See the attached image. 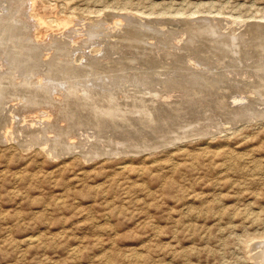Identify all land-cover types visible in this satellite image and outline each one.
<instances>
[{
  "label": "rangeland",
  "instance_id": "1",
  "mask_svg": "<svg viewBox=\"0 0 264 264\" xmlns=\"http://www.w3.org/2000/svg\"><path fill=\"white\" fill-rule=\"evenodd\" d=\"M6 1L0 0V7H7L6 14L0 12V61L3 53L17 62L50 53L47 59L55 64L77 60L97 45L104 52L96 55L108 62L97 71L112 76L138 71L153 80H174L163 83L162 91L158 86L165 96L177 90L184 94L176 81L197 63L205 75H223L224 93L239 83L241 90L251 89L246 96L257 100L252 110L244 105V112L234 114L225 106V119L215 115L213 101L205 112L215 119L203 133L87 160L77 149L51 157L34 139L0 137V264H256L255 244L264 241V0H36L44 11L32 0H23L25 5ZM30 12L53 23L51 32H44L43 37L52 35L47 42L29 49L26 45L37 41L34 35L29 42L24 39L27 43L18 35L11 40L10 28L20 30L4 21L16 16L18 29L37 33L27 19ZM119 15L125 17L122 24ZM65 17L63 26L60 18ZM89 28L100 29L97 39L86 36ZM150 119L137 122L161 134L163 128ZM170 127L163 131L166 136L174 130Z\"/></svg>",
  "mask_w": 264,
  "mask_h": 264
},
{
  "label": "bare ground",
  "instance_id": "2",
  "mask_svg": "<svg viewBox=\"0 0 264 264\" xmlns=\"http://www.w3.org/2000/svg\"><path fill=\"white\" fill-rule=\"evenodd\" d=\"M8 1L9 2L6 1L7 5H10L11 1L10 0H8ZM17 1H19V0H17ZM1 2H2V0H1ZM2 3H1V5H2ZM37 3L38 2H36V0H32V5H34L37 9L39 8V11H44L45 9L43 10V8L39 7L37 5ZM19 4L25 5L26 3L23 0H20ZM32 5H31V7H32ZM3 6L0 7L1 13L5 12V9L7 8V7H5V6L3 7ZM45 6H47V5H45ZM8 9H9V7H8ZM31 10H34V9H31ZM48 10H49V8H48ZM50 10H51V8H50ZM13 11H15V10H13ZM11 12H12V9H11ZM21 12H22V10H21ZM14 13L15 12H13V14ZM46 13H48V12H46ZM49 13H51V12H49ZM3 14H6V13H3ZM182 14L183 13H181V15ZM35 15H36V13H35ZM13 17H14V15H13ZM14 18H16V16ZM14 18H13V20H5V21L3 20V21L6 23L8 21L9 22L11 21V22H13V24L18 26L16 24ZM17 18H19V17H17ZM66 18H68V17L60 18L61 24L63 26L68 24V21ZM145 18H146V16H145ZM27 19L28 20L30 19L29 21H31L34 24V26H36L37 33L36 32L34 33L33 31L31 33H30V31L26 32L25 30H22L23 28L20 27L21 29H18L19 27L17 28L15 26V28H14L15 30H17V31L20 30L19 32H17L18 33L17 34V33H14V31H11L13 29L9 27L10 32H8V34H7L9 36V39L12 40V37H14L15 35H18L20 41L21 40L24 41V39H27L29 36L34 35L35 40H37L35 42L32 41L34 44L36 42L39 44H40V42H43V41L47 42V39H48L47 37L49 35H51V33L46 34V36L43 37L44 32H46L50 29L49 23H53V21L48 22L41 15H36V17L32 18L31 12L29 13V16L27 14ZM124 19H125L124 16L119 15V18H117V22L119 24H122V22L125 21ZM50 20H52V19H50ZM114 21H116V20H114ZM114 23H116V22H113V24ZM56 24H58V22ZM73 24H75V23H73ZM206 25H208V24H206ZM90 26H92V25H90ZM116 26L117 25H115V27ZM12 27H14V26H12ZM2 29H0V33L3 32ZM210 29H212V28H210ZM4 30H5V32H7L9 29L5 28ZM82 30H85V29L82 28ZM99 30L89 28V30H86L87 31L86 36L89 39H90V37L96 38V36H98ZM59 31H60V29H59ZM135 32H137V31H135ZM139 34H140V32H139ZM101 35L103 36V34H101ZM107 35H108V33H107ZM15 37H17V36H15ZM45 38H47V39H45ZM94 38H93V40H94ZM14 39H16V38H14ZM11 40L8 41L9 45H10ZM98 40H99V38H98ZM29 41H31V37L28 38V42ZM24 42H26V40ZM11 43H12V41H11ZM31 43L30 44L28 43L29 45H26L29 47V49L33 46L37 47L36 44L33 45ZM59 44H61V43H59ZM92 44L94 45V43H91V45ZM3 45H0V49L3 48L2 47ZM19 45H16V46H19ZM44 46H45V43H44ZM148 46H150V45H148ZM24 47H25V45H24ZM101 47L96 45V46H92L91 48H87L88 52L90 54L79 53L77 55V60L76 59L75 60L73 59V61H70V59L69 60L62 59L60 61L58 60V62H55V64H56V66L57 65L60 67L62 66L61 70H57L55 68L56 67L55 64H52L50 62L53 60L47 59V55L50 54L49 52H48L49 54H47L44 59H40V54L38 53V51L36 52V49H35V51L33 49V51H34L33 52L31 49V53H38V55L36 54L35 59H33V60H29V61H25V62L23 61L24 63L23 62H17L16 58H15L16 60L15 59L13 60V58L11 56H9L6 53L5 54L3 53L2 60L0 61V107L4 104H6V107L4 106L5 112H3V111H2V113L0 112V137H1V139L3 138L5 140V139H7V137H9L10 139H13V137L17 138V137H21V136L23 138L28 137V139H27L28 141H31V139H34V140H36L37 143H39L41 145V148L43 150L48 152L49 156H51V157H57L60 154L70 153L72 150L75 151V149H77L80 152V155L82 157H84L86 160L93 158V157H96V156L99 157V156L105 155V154H108V155L113 154L114 155V154H120L123 152L135 153V152H141V151H144L146 149H149V148H151L150 146L158 147L162 144H166L169 142L171 143L174 140H176L177 138H186V137H188V135L189 136L195 135V134H199L200 132L203 133L204 129H206V128L209 129L206 124L207 123L213 124L214 119H215V118L212 119V115L210 116V114L208 115L205 112V110L209 106H211L213 101H214L213 104H216L215 106L219 110L215 109L214 108L215 106H211V109L213 107V110L215 111L216 116H218L217 113H219V115L222 118H224L226 116L225 115L226 113H224L225 111H229V112L232 111L234 114V112H236V111L243 110L242 107H244V105L247 108L253 107V105L255 104L254 102L257 100L256 99L253 101L252 97L250 98L249 95L246 96L245 93L251 92L250 91L251 89H247L248 91H246L245 87H243L241 90L239 88L238 82H235V83H238L237 85L235 84L236 86H238L237 88L230 89L229 87H231L232 85L231 86L228 85L229 87L228 86L227 87L229 88V91L227 94L224 93L223 92L224 86H222L223 85L222 83H225V81L222 78L223 75L221 76V74H218L215 71L214 72L212 71L213 72V74L211 73L212 75H205V72L203 71V69L200 70L199 68L195 67V65L197 63H195L194 61H192L195 63V64L193 63L194 65H192L194 67L191 66L192 69L188 70V68L186 67L187 70H186V68L184 70L185 74H183V76L179 79L177 77L178 81H176V82H177V84L183 85L180 88H182V90L185 91L184 94L182 92H181L182 94H180V93L178 94V90H177V93H175L174 96H172V93H171V96H168V95L165 96L166 91H164L160 94L158 92V88H159L158 86L162 85L163 83L165 85H166V83L171 84L174 80L173 81L171 79L166 80V78H162V77L159 79L155 78L157 80H153L154 78L153 79L150 78L151 74L147 76L146 72H141L140 75H137L138 71L135 74L131 73L129 70H128L129 72L128 71L124 72V70L122 72L118 71V72H120V74H122L121 76H112L110 73H106L108 70L106 71L104 69L103 70L100 69L99 71H97L98 67L103 63H104L103 67L108 66V62H106L107 59L105 61H103L105 58L102 56V54L96 55V53L103 50ZM25 48H27V47H25ZM77 48H75L76 51H77ZM17 50H19V49L17 48ZM72 51H73V49H72ZM76 51L73 54V56L76 54ZM78 52H81V51H78ZM101 52H104V51H101ZM159 52H160V50H159ZM23 53H26V52H23ZM18 55H20V54H17L16 56H18ZM106 56H108V55H106ZM75 57H76V55H75ZM102 58H103V60H101ZM191 59H192V57H191ZM122 60H124V59H122ZM118 61H119V59H118ZM113 62L112 61L109 62V63H111L110 65H112ZM186 63H188V62H186ZM115 64L118 65L119 63L118 64L115 63ZM143 64H145V63H143ZM188 64H191V63H188ZM111 67L109 69H111ZM189 67H190V65H189ZM200 67H203V66H200ZM139 70H141V69H139ZM177 71H179V70H177ZM164 72L165 71H163L162 73H164ZM159 73H160V71H159ZM155 76H157V75H155ZM178 76H180V75H178ZM173 77H175V76H173ZM237 78H239V77H237ZM226 79H227V77H226ZM255 80H256V77H255ZM256 82H257V80H256ZM241 83L242 82H240V85H241ZM257 83H259V82H257ZM245 84H247V83H245ZM233 85H234V83H233ZM235 85H234V87H235ZM163 86L164 85L161 86L162 87L161 91L164 88ZM171 87H173V86L171 85ZM240 87H242V85ZM252 88H253V86H252ZM168 89H167V91H168ZM169 90H171V89H169ZM171 92H173V91H171ZM208 97H212V98L214 97V99H208ZM229 98H230V100H229ZM229 104L232 105V107H229ZM260 105H261V103H260ZM225 106H227V107H225ZM224 107L227 108L225 111H224ZM249 109H251V108H249ZM1 110H3V109H1ZM245 110H246V108H245ZM154 112H156V114ZM242 112H244V110ZM242 112H240V113L242 114ZM260 113L262 114V111L258 112V114H260ZM249 114H251V113H249ZM180 115H181V117H180ZM151 116H152V120L157 123V124L156 123L155 124L159 125L160 128L162 127L163 131L166 132V130H168L169 126H171L170 127L171 130H173V129L174 130L171 133H169L170 134L169 136H166L163 131L161 134L158 132H153L150 129L144 128V126L143 127L140 126V124L137 122L139 120L141 123H143L142 120H140V119L145 118V120H147L146 122L150 123ZM234 116L235 115H233L231 118H234ZM236 116H239V115H236ZM246 116H247V113H246ZM255 116L257 117L258 115L255 114ZM208 117H211V118H208ZM236 119H238V118L236 117ZM239 119H241V118H239ZM233 120H235V119H233ZM231 121H232V119H231ZM130 122L132 125L128 129V128H126V126H128V123H130ZM84 125L85 126L91 125L89 128H91L92 131H90L88 127L81 128V126L84 127ZM75 126H80V127H78L80 129H75ZM172 127H174V128L172 129ZM159 130H161V129H159ZM181 131H185V132L187 131V132L183 133ZM20 133H21V135H20ZM166 133H168V132H166ZM174 134H177L178 136H176ZM172 135H174L176 137L172 138L173 137ZM164 136H165V138H164ZM157 137H158V139H157ZM162 137L164 139H162ZM143 138H145V139H143ZM165 141H167V142H165ZM24 147H25V145H24ZM254 248L256 249V253H253L255 259H257L256 264H264V241L259 240V242H257L255 244ZM252 250H254V249H252Z\"/></svg>",
  "mask_w": 264,
  "mask_h": 264
}]
</instances>
